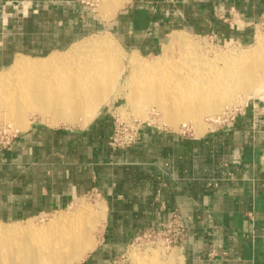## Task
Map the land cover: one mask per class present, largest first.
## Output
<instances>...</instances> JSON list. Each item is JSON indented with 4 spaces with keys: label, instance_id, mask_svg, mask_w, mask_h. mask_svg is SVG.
I'll return each instance as SVG.
<instances>
[{
    "label": "crops",
    "instance_id": "obj_1",
    "mask_svg": "<svg viewBox=\"0 0 264 264\" xmlns=\"http://www.w3.org/2000/svg\"><path fill=\"white\" fill-rule=\"evenodd\" d=\"M124 3L102 19L139 52L157 51L165 34L181 30L248 42L264 16V0ZM96 25L81 0H0V69L35 58L25 53L59 52ZM111 130L103 110L80 128L33 124L16 133L0 148V219L46 213L93 192L105 220L80 264H111L173 211L183 220L173 246L180 264H264V100L199 136L142 125L131 146L113 149Z\"/></svg>",
    "mask_w": 264,
    "mask_h": 264
},
{
    "label": "bare ground",
    "instance_id": "obj_2",
    "mask_svg": "<svg viewBox=\"0 0 264 264\" xmlns=\"http://www.w3.org/2000/svg\"><path fill=\"white\" fill-rule=\"evenodd\" d=\"M98 1L104 13L126 0ZM170 44L179 46V58L190 59V63L183 64H191L190 67L171 73L159 69L160 64H165L166 55L151 61L136 52L127 55L130 71L121 86L136 115L148 116L141 106H155L172 126L185 119L201 124L202 116H213L235 102L234 94L242 92L248 99L249 91L264 90V68L254 78L246 67L247 62L257 59L264 63V36L254 40L251 50L215 52L211 58L180 32L171 35ZM120 53H124L120 46L95 34L61 52L16 57L7 69L0 70V118L25 128L29 123L27 115L35 112L51 124H78L81 120L79 123L86 125L101 105L116 94L118 79L126 69L121 67L124 54L119 56ZM166 80L173 81L166 85ZM176 87L175 97L172 93ZM100 208L82 207L76 216L55 214L44 227L30 222L0 223V264H77L96 245L93 229L102 218L103 207ZM154 257L156 253L136 255L135 264H155Z\"/></svg>",
    "mask_w": 264,
    "mask_h": 264
},
{
    "label": "rangeland",
    "instance_id": "obj_3",
    "mask_svg": "<svg viewBox=\"0 0 264 264\" xmlns=\"http://www.w3.org/2000/svg\"><path fill=\"white\" fill-rule=\"evenodd\" d=\"M81 2L83 5L86 6L87 11L91 15V17L97 19V21H100V26L96 25L95 27H93L91 29V31L89 33H86L84 36L77 38L74 42L81 40L84 37L86 38V37H89V36H92L95 34L101 35L104 37H108L110 40H112L115 44H117L118 46H120L124 50V53H120V55L118 54L119 56L126 54L125 56L123 55L124 58H121L122 59L121 60V62H122L121 67L125 66L126 69H125L124 73L121 75V78L118 79V82L116 85V87L118 88L116 90L117 95L115 94V96L113 98L106 100L101 105V107L98 109V111L95 113L93 118L87 124H89L98 115V113L100 111L107 110L108 114L110 115L111 120H112V129H113L114 123H116V121L118 119H126V120H132L135 124L139 123L140 127L142 125H147V126L151 125V126H155V127H161L164 129H168L171 131L172 130L173 131H179V132L184 131V133H186L187 135L189 134V135L199 136V135H204L205 133H207L210 129H212L214 127H220L221 125L226 123L227 121L226 122H221V121L216 122L214 120H216V116L224 113L228 109H234L235 107H237V108L248 107L249 105L258 101L259 99L264 100V90L259 91V92H255V89H254V90L249 91V93L247 92L250 95V97L248 99H244V94L242 92H238L237 95L234 94L235 100H236L235 102L227 104V105H225V107L223 106L222 109L219 110V112L217 114H214L213 116H207V115L202 116L201 124H197L194 120H191V119H189V120L185 119V120H180L179 121L180 123L178 122L177 126H172L165 120L164 116L162 115V112L160 110H158L155 106H151V108L141 106L142 109L146 112L145 114H147L148 116L141 115L142 116L141 117L140 115L134 114L132 112L130 106L127 103L126 96H125L126 90L124 87L121 86V81L124 80L125 76H127V74H129V71H130L129 65H128V60H127V55L131 54L132 52H136L137 56H139V55L142 56L145 61L161 59V58L165 57L164 55H166V57H167L166 62H165V64L164 63L160 64L161 68H159V69L171 70V73H172V71L182 72L185 67H190L191 64L190 65H183V64H184V62L190 63L191 60L189 59V60L182 61L179 58V52H180L179 46L177 44H170V38L172 35L171 33L164 35V37L160 41L161 43L158 45L157 51H155V52H139V51H137L135 49V47H132L129 44H125L121 39V35H119L117 33V31L113 30V28H112L113 24L111 21L112 19L109 21L102 19V18L107 17V16H106L105 12H104V14H105L104 15L101 12L102 10L99 9L100 8V6H99L100 2L98 0H81ZM127 6H128V4H125V6L121 9H124ZM253 26L255 27V31L253 33L252 39L248 42H236V41H232V42H222L221 41V42H219L215 38L210 37L208 35H200L197 33H191V32L184 31V30H181V34H183L187 38V40H189L190 43L198 45L200 48L202 47V51L207 56H209L211 58L214 56L215 52L221 53V54H228L231 52H235L237 50H243V49L244 50H251V48H252L251 46L254 45V40L258 36H264V25H262L261 21L254 23ZM70 45H67L66 47H61V48H58L55 50L63 51L66 48H68ZM232 49H234V51ZM50 52L41 53V54H37V53L26 54L25 53V55H28L31 57L45 56L46 54H48ZM9 66L10 65H8L4 69H0V70L1 71L5 70ZM246 67L249 69L250 73H253L254 78H258L260 73L263 72L264 63L260 62V59H257V60H254L252 62H247ZM172 81L173 80H166L165 84L168 82L172 83ZM178 84L179 83L176 84L177 87H179ZM177 87L174 89V91L172 93L173 96H175V97L177 96V92H178ZM241 93H242V95H241ZM173 99H176V98H173ZM148 110H150V111H148ZM27 117L29 118V123H28V126L25 128L24 127L23 128H17V126H15V123L11 124L13 122H11L10 120L6 121V120H3L0 118V148L7 149V147H10L11 146V139L13 138V136L16 133L24 131L30 125H33V124H35V125H37V124L49 125V126L67 125V126L74 127V128H80V127L85 126V125L82 126L79 123V122H81V120L78 121V124H68V123H62V122L58 123L57 125L51 124V122L43 120L35 112L33 114H30V115L28 114ZM211 117H214V118H211ZM100 206L103 207L102 213H101L102 218H101L100 222H98L95 225V227L93 229L94 238H95L96 244H97L99 241V237H100L102 228H103L102 225L104 224L105 213H104V206L101 203V200L93 192H89L85 195H81V196L75 198L66 207H62V208H58V209H55V210H52V211H49L46 213H39L36 215H31V216L22 217V218H4V219H0V221H2L0 223L5 225V224H14V223L26 224L27 222H30L32 225H34L36 227H44L47 223H49L53 219L55 214L64 212V213L71 214V216H76V214H78V212L81 211L80 209L82 207H89L92 210H97V209L99 210V209H101ZM32 244H33V246L36 247V243H32ZM95 247H96V245H95ZM93 249H91V250H93ZM91 250H89L87 252V254ZM152 253H156V257H154L156 259L155 264H160V263L161 264L162 263L163 264H180V262H179L180 259L178 260V255H177L178 253H177L176 249L173 247L167 248V246L163 243L162 239L159 238V235H157L156 237H152V238H142L141 240H139L135 244L131 243L130 246L126 249V251L123 253L124 257L122 258L121 256H119L117 259L115 258V260H114L115 262L113 261L111 264H135V256L136 255L146 256V255L152 254ZM158 253H160V254H158ZM87 254L77 264H80L86 258ZM3 264H7V263H3Z\"/></svg>",
    "mask_w": 264,
    "mask_h": 264
},
{
    "label": "built area",
    "instance_id": "obj_4",
    "mask_svg": "<svg viewBox=\"0 0 264 264\" xmlns=\"http://www.w3.org/2000/svg\"><path fill=\"white\" fill-rule=\"evenodd\" d=\"M26 8V6H23ZM262 25H264V16L262 17ZM240 108L228 109L224 113L216 117V122H226L234 117V114L238 112ZM140 124H135L132 120L118 119L114 123L113 129L108 138V144L113 149H123L131 146L138 138L140 131ZM184 133V131H182ZM183 230V220L181 214L178 211L171 213V219L168 224L161 226H150L145 231L137 234L132 244L137 243L142 238H152L159 235L163 243L168 247H173L181 239V232ZM155 242V241H154ZM159 242V241H158ZM123 258L124 255H121ZM115 262V261H114Z\"/></svg>",
    "mask_w": 264,
    "mask_h": 264
}]
</instances>
